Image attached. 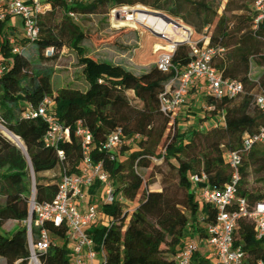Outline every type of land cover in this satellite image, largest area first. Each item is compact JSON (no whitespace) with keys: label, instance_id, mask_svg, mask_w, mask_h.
<instances>
[{"label":"trees","instance_id":"1","mask_svg":"<svg viewBox=\"0 0 264 264\" xmlns=\"http://www.w3.org/2000/svg\"><path fill=\"white\" fill-rule=\"evenodd\" d=\"M47 1L50 6L38 17L34 41L24 37L11 17L0 22V61L5 64L0 75V122L23 141L26 150L25 156L0 134V260L2 264H14L21 259L19 264H24L27 240L23 221L28 212L31 172L35 199L50 201L63 174L80 173L84 155L82 139L76 131L83 127L91 135V161L102 164L115 190L127 200L97 203L112 219L107 224L97 221L89 230L96 243H103L105 264H176L174 255L186 236L204 235L202 225L213 222L215 215L210 205L196 199L190 176L204 174L212 188L222 187L231 174L224 152L238 148L244 133L254 134L264 127V111L255 103L257 95L264 96V21L253 27L254 0H225L221 12L218 10L223 0ZM135 4L162 10L190 26L193 33H207L209 46L223 48L213 55L211 64L223 78L237 79L243 86L232 97L205 96V108L213 107L206 109L210 118L222 115L223 123L206 130L183 131L176 126L175 117L171 126L168 116L160 110L159 94L172 72H162L156 64L134 74L120 64L86 57L82 59L85 89L53 87V68L43 61L55 59L63 46L82 52L81 42L87 38V31L73 19ZM58 9L62 15L57 21ZM9 37L14 38L16 51L8 43ZM49 49L52 52L45 55ZM192 59L187 43L177 45L171 56L177 69L185 68ZM252 63L262 67L254 75ZM128 92L133 93L138 104L132 103ZM45 97L54 102L55 117L69 129L68 140L58 146L63 151L62 159L55 148L43 143L47 122L40 116H23L26 105L37 107ZM116 129H121L124 136L138 134L134 146L114 151L102 148L108 134ZM156 156L162 157L160 165L151 161ZM250 164L264 165V142L254 144L243 154L238 186L239 193L250 201L264 199L244 186V170ZM56 169L58 175L54 178L45 176ZM146 169L147 177L142 173ZM154 169L161 173L160 186L151 188ZM98 187V181L90 187L89 202ZM7 221L19 224L9 236L1 232ZM50 229L64 233L62 228ZM237 230L236 243L245 251L242 264H256L264 257V240L254 237L253 226L245 219L239 220ZM42 261L70 264L68 249L64 245L52 246ZM191 264L214 262L195 252Z\"/></svg>","mask_w":264,"mask_h":264},{"label":"built area","instance_id":"2","mask_svg":"<svg viewBox=\"0 0 264 264\" xmlns=\"http://www.w3.org/2000/svg\"><path fill=\"white\" fill-rule=\"evenodd\" d=\"M49 6L47 0H0V22L7 16L18 17L24 37L31 42L38 36V17ZM120 8H112L109 11L111 24H121V21L126 20L125 10L122 13ZM252 10L255 28L264 21V0H254ZM187 30L188 35L182 41L190 46L193 59L185 68L177 69L171 62L172 53L177 46L175 41H169L166 46H159L155 60L159 70L165 73L172 72L159 94L160 110L168 116L169 124L174 122L185 95L198 81L204 82L206 96L215 99L223 96L232 97L243 90L239 80L223 78L211 64L213 55L221 52L223 48L209 46L208 38L205 36L199 41H193L189 37V27ZM199 42L201 44H198ZM8 43L13 46V51L17 50L13 37L8 38ZM49 51L52 52L51 49ZM4 70L5 64L0 61V75ZM255 103L261 111H264V96L257 95ZM54 108V102L45 97L37 107L26 105L23 116H40L47 122L42 137L43 143L47 147L55 148L58 157L62 159L63 151L58 146L59 143L68 140L69 129L57 120ZM212 108L211 105L206 107L207 110ZM223 121V116L220 115L218 120L209 126L215 127ZM76 133L82 139L84 155L80 173L63 174L56 193L50 201L38 202L35 199L34 179L30 169L32 186L27 201V216L23 221L27 240V256L24 258V264H44L42 256L48 248L55 245H64L68 249L70 264L106 263L103 243H96L89 230L97 221L107 224L112 219L98 208L95 201L112 203L127 202V200L115 190L102 164L91 161L88 153L90 132L78 127ZM138 137V134L124 136L121 129H116L108 134L102 148L106 151H114L122 146H131ZM261 142H264V127L254 134L244 133L238 148L224 152L223 159L230 168L231 174L229 180L220 188H212L206 182L204 174L190 176L196 196L210 205L215 215L213 222L202 225L204 235L189 233L186 236L183 246L174 255L176 264H191L195 252L204 255H207V252L213 254L217 259L214 264H242L245 251L236 243L240 219L252 224L256 239L264 240V199L250 201L238 191L241 179L239 167L243 154L254 144ZM95 181L99 182V187L92 195L93 200L89 202L91 197L89 189ZM130 209L131 207L128 210ZM50 226L64 229L63 235L51 230ZM20 261L21 259H18L14 264H19ZM256 264H264V257L258 259Z\"/></svg>","mask_w":264,"mask_h":264},{"label":"rangeland","instance_id":"3","mask_svg":"<svg viewBox=\"0 0 264 264\" xmlns=\"http://www.w3.org/2000/svg\"><path fill=\"white\" fill-rule=\"evenodd\" d=\"M224 1L225 0L222 1L219 7V12H221L223 8ZM138 5H140L144 9L157 10L142 4L122 6L121 8H119L122 10V13L123 10H125V15H127L129 11L137 8ZM157 11L165 13L162 10ZM61 15L62 14L60 10L58 9L55 13V20L58 21ZM167 15L173 18V16L169 14ZM10 19L13 23L16 22L18 23V26L20 25V19L18 17H11ZM73 20L76 23L82 25L83 29L87 31V38L82 40L81 42L82 52H78L76 49H72L67 46H63L57 53L58 55L55 59L43 61L44 65H49L53 68L52 83L54 88L73 87L81 90L85 89L87 83L83 73L85 64L82 62V59L86 57H90L95 60L111 61L113 63L124 66L134 74H140L147 70L151 65L155 64L158 47L166 46L169 41H173V39L168 36V34L154 33L152 29L139 23L132 24L130 22L125 23L124 21H121V24H111L109 21L108 13L82 16L79 15L77 19ZM188 27L190 32L189 37L193 41H199L203 36H205V34H207L203 33V35H197L192 32V28L190 26ZM204 30V32H207L206 30L208 29L205 28ZM44 54L49 55L50 51L46 50ZM0 60L2 59L0 58ZM261 69L262 67L256 66L254 63H252L251 74L254 75ZM195 91V88H193V90H189V95L192 96L193 93H196ZM199 94L201 100H204L205 95L203 90L201 92L199 91ZM127 95L133 104H138L137 101L133 98L132 92H128ZM192 108L194 107L188 106L184 110L185 113H182L180 117L176 118V126L178 125V123L184 124V128H181V130L183 131H186L187 128H191L193 125L192 122H194V120L202 122L211 117L210 112H207L205 107H200L199 110H201L202 114L206 115V117L202 120H199L200 117H198L199 115L197 113V109ZM179 110L177 111V113L179 112ZM0 124L5 127L1 122ZM173 125L174 124L172 123L171 126ZM209 127V125H206V127L200 125L197 126V128L200 130H206V128ZM134 144H132L131 146H134ZM151 161L155 165H160L162 162V157H151ZM146 172H149V169H146L144 172H142L145 177H147ZM57 175L58 169L45 173V176L50 179L54 178V176ZM160 178L161 173L157 169H154V176L151 177L154 182L151 184V188L160 186ZM243 178L244 186L249 191L259 193L264 196V165H247L244 170ZM196 199L199 202L201 201L198 196L196 197ZM18 227L19 224L17 222L7 221L1 229V232L4 235L9 236L14 231H16ZM206 254L213 262L217 261L216 257L213 254L208 252ZM0 264H2L1 260Z\"/></svg>","mask_w":264,"mask_h":264},{"label":"bare ground","instance_id":"4","mask_svg":"<svg viewBox=\"0 0 264 264\" xmlns=\"http://www.w3.org/2000/svg\"><path fill=\"white\" fill-rule=\"evenodd\" d=\"M145 10L147 9H144L143 7L138 5L137 8H134L131 11H129L130 13L127 14L126 20L123 21L125 23L130 22L132 24L139 23L158 33L168 34V36H170L173 39V41L182 40L184 37L188 35V30H187L188 26L183 25L182 27H176L173 23L169 22L167 19L159 15L149 13ZM0 133L12 143L22 148L24 147L23 141L13 132L3 127L1 124H0Z\"/></svg>","mask_w":264,"mask_h":264},{"label":"crops","instance_id":"5","mask_svg":"<svg viewBox=\"0 0 264 264\" xmlns=\"http://www.w3.org/2000/svg\"><path fill=\"white\" fill-rule=\"evenodd\" d=\"M14 25L18 26V23L15 22ZM185 26H187V25H185ZM193 88H195V90H196L195 92L196 93H193V95L190 96L189 95V91H188V93L184 97L183 103L181 104V106L179 108L180 110L177 113L176 118L180 117L182 113L184 114L185 113L184 110L188 106H193L194 108H192V109H197V113L199 115L198 117L204 116L202 114L201 110H199V108L200 107H205V99L204 100H201L199 91L201 92L203 90L204 95L206 96V93H205V84L202 81H198V82H196V84L193 87L190 88V90H193ZM190 99H192V100H190ZM217 120H218V117L217 116H214V117L209 118L206 121H202V122H199L197 120H194V122H192V124H193L192 127L191 128H187L186 131H190L193 128H197L198 125L206 127V125L208 126L212 122H215ZM187 123H189V122H187ZM177 127L181 130V128H184V124L183 123H181V124L178 123ZM95 203L97 204L99 202L98 201H95Z\"/></svg>","mask_w":264,"mask_h":264},{"label":"water","instance_id":"6","mask_svg":"<svg viewBox=\"0 0 264 264\" xmlns=\"http://www.w3.org/2000/svg\"><path fill=\"white\" fill-rule=\"evenodd\" d=\"M145 11H147V12H149V13H152V14L159 15V16H161V17L167 19L169 22L173 23L176 27H182V26L184 25V24L178 22L177 20H175V19L169 17L167 14H165V13H163V12H160V11H157V10H148V9L145 10ZM129 13H130V12H129ZM152 31H153L154 33L159 34L158 32H156V31H154V30H152ZM175 42H176L177 45L183 43L182 40H178V41H175ZM6 139H7V138H6ZM7 140H8V139H7ZM10 142H11V141H10ZM11 143H12V142H11ZM13 144H14V143H13ZM14 145L17 146V147L21 150V152L26 156L25 146L22 148V147H20V146H18V145H16V144H14Z\"/></svg>","mask_w":264,"mask_h":264}]
</instances>
